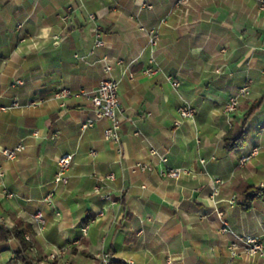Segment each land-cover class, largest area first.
Here are the masks:
<instances>
[{
	"label": "crops",
	"instance_id": "1",
	"mask_svg": "<svg viewBox=\"0 0 264 264\" xmlns=\"http://www.w3.org/2000/svg\"><path fill=\"white\" fill-rule=\"evenodd\" d=\"M263 1L179 7L176 0H0V104H21L0 112V150L25 146L3 163V183L14 197L0 185V228L27 227L33 263L63 248L60 263L46 264H101L102 254L125 264H264L228 250L236 236L264 239V195L249 209L242 205L248 187L264 192V153L240 165L242 154L264 145ZM152 29L160 34L155 48ZM97 31L104 46L96 45ZM105 56L124 62L112 74L125 118L119 143L105 138L109 120L82 129L95 117L87 96L67 99L65 107L54 98L61 87L94 92ZM149 66L157 74L143 75ZM245 85L249 96L226 113V102ZM184 105L195 108L193 119L181 116ZM247 118L245 145L228 151L224 137ZM66 153L74 161L67 182L56 186L57 160ZM161 155L168 166L194 173L161 178ZM141 163L153 170L143 172ZM215 179L223 182L216 196ZM223 221L234 235L221 233ZM1 240L0 264H21L19 240Z\"/></svg>",
	"mask_w": 264,
	"mask_h": 264
},
{
	"label": "built area",
	"instance_id": "2",
	"mask_svg": "<svg viewBox=\"0 0 264 264\" xmlns=\"http://www.w3.org/2000/svg\"><path fill=\"white\" fill-rule=\"evenodd\" d=\"M192 0H176L177 6H187L191 3ZM260 9L264 10V1L260 4ZM91 18L94 19V16L91 15ZM21 28V26H19ZM160 41V34L156 29H152L149 32V44L151 48H155ZM104 40L102 38V34L100 31L96 33V45L101 47L104 46ZM104 64V78L101 80L98 88L92 92L88 93L83 90L74 91L68 87H61L54 93V98L60 102L62 107L66 106L67 99L73 97H81L87 96L91 101L95 117L86 120L82 124V129L86 130L92 128L98 120H109L111 122L110 127L106 128L104 131V135L106 139L113 140L114 142H120V130L125 121V118L119 116V111L121 108L120 98H119V82L113 78L114 69L119 66H123L124 62L121 59L110 58L109 56H105L103 58ZM158 68L154 67H146L142 70V74L145 76H154L158 72ZM172 81L174 87H179L180 83L178 80H173V78H169ZM250 94V88L248 85H245L239 89L237 94L233 95L225 104L224 111L226 113H234L239 109V105L241 104V100L245 99ZM21 104L18 100H15L11 105L5 106L0 104V112H5L12 109L20 108ZM179 112L181 116L185 119H193L196 113L195 108L190 105H184L179 108ZM138 134V132H137ZM25 146L23 144H19L11 149H2L0 150V185L3 190L2 193L4 196L8 198H13L14 194L8 191L3 183V177L5 174L4 170V162H12L15 161L19 154L23 152ZM264 153V145H257L252 147L248 152L244 153L240 157V165L244 166L253 158L259 156ZM151 155L157 156L159 155L155 149L151 150ZM74 161V155L70 153H66L61 155L57 160V173L55 175L54 184L60 185L67 182V174L72 167ZM160 161L164 164V167L161 168L158 172L159 176L164 179L170 180H179L183 176L191 175L194 173L193 170L188 168H172L167 165L168 159L165 156H160ZM206 161L203 159L201 163L204 164ZM138 169L143 172H150L153 170V167L147 164H139L137 166ZM111 178H113L111 176ZM214 195L216 196L219 192V186L223 183L220 179H215L214 181ZM264 186V185H263ZM54 193L53 191L49 192L44 200L51 204L53 202ZM103 198H109L110 196H103ZM236 197L231 198L228 201L229 206L233 207L236 204ZM219 216L222 218L223 213L219 212ZM35 223L39 226L40 229H43L46 225V219L42 211H38L35 215ZM223 234L234 235L235 233L230 228L229 224L223 221V224L220 229ZM26 240L32 241L30 235H25ZM240 243L243 244V248L240 249ZM228 250L231 254L232 258L239 256H246L249 258L260 257L264 258V239H261L255 235H244L242 237L236 236V240H233L228 245ZM65 255V250L59 249L56 252H53L49 255L41 257L34 261L33 264H46L50 262L60 263L62 258ZM101 264H110L111 256L108 254H102L100 256ZM175 259L169 258L166 264H174Z\"/></svg>",
	"mask_w": 264,
	"mask_h": 264
},
{
	"label": "trees",
	"instance_id": "3",
	"mask_svg": "<svg viewBox=\"0 0 264 264\" xmlns=\"http://www.w3.org/2000/svg\"><path fill=\"white\" fill-rule=\"evenodd\" d=\"M243 123L240 127V130L237 134L233 131L228 133L224 137L225 148L228 151L236 150L237 148L243 147L246 143L247 131H248V120ZM245 195V202L242 203L244 209H249L251 207V203L255 198L262 197L264 195L263 190H256L252 187H248L247 190L244 192ZM27 227L23 224L15 227L13 229H7L5 227L0 228L1 238L4 241L9 236L14 235L21 244V249L18 250L15 254V258L20 261L21 264H33V258L29 254L30 249L32 248V242L26 240L25 233ZM110 264H125L119 260H111Z\"/></svg>",
	"mask_w": 264,
	"mask_h": 264
}]
</instances>
